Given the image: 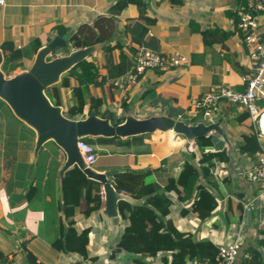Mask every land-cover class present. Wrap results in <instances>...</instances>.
<instances>
[{
  "label": "crops",
  "instance_id": "obj_1",
  "mask_svg": "<svg viewBox=\"0 0 264 264\" xmlns=\"http://www.w3.org/2000/svg\"><path fill=\"white\" fill-rule=\"evenodd\" d=\"M3 1L4 4L0 5V48L6 40L14 41L19 48L29 45L33 40H38L41 47L46 46L55 37H61L58 28L65 29L70 36L80 25L92 26L99 15H108L115 0ZM144 3L147 16L154 21L149 29V37L157 39L158 50L165 54H183L187 57L188 64L167 72L147 70L126 93L114 88L110 81L104 86L93 87L91 94L100 100L102 110H110L117 116L126 115L130 111L138 118L167 114L192 123L193 119L200 120V116L191 107L192 99L208 93L213 86H226L236 90L244 88L241 76L247 71L248 57L232 14L237 0H144ZM136 12L137 8L130 6L122 15L114 17V60L120 52L127 51L129 39L125 26L135 20ZM215 28L220 29L225 36L217 35L215 40L208 37L205 42V30ZM132 46L136 49L139 47L135 43ZM32 61L33 59L28 61L30 66ZM124 105L128 107L127 111L124 110ZM260 105L264 106V100ZM61 107L68 110L70 106L64 101ZM244 114L242 109L224 102L218 106L215 115V122H220L225 133L231 137L236 172L253 163L254 159V156H236L240 145L237 137L243 130L239 119ZM6 131L4 142L0 145V251L7 257L9 264H75L81 257L58 247L56 242L69 231L67 223L62 218L55 227L50 222V226L44 224L43 210L51 197L44 193L40 196L41 199L32 200L31 208L29 206L36 186H44L46 178L53 176L52 171L44 166L42 174L36 169L31 177L28 172L22 173L17 162V140L13 133L9 134L10 138L7 140ZM260 139L262 146L264 138ZM186 145L187 141L181 135L171 131H156L144 135L142 141L127 148H97L105 153L118 154L105 158L107 160L95 170L102 173L118 169L135 172L149 170L156 175V187L161 191L162 181L167 173L177 177L182 171L185 154H190L193 150L192 145L188 148ZM64 160L63 154L60 158L62 165ZM216 171L221 177L227 174L223 165L218 166ZM228 171L231 173L230 168ZM218 181L216 189L210 185L204 186L212 200L217 202L216 208L207 218L202 220L194 214L189 215L188 220L182 218L180 210L189 209L193 199L183 204L178 194L173 192L175 205L172 214L164 218L162 223L165 226L166 220H171L178 229L200 231L201 235L212 239L218 247L238 240L241 252H246L249 247L256 246L259 239L264 238V183H250L236 177L230 189L221 179ZM201 182L205 184L204 181ZM82 188L85 197L75 209L72 230L76 235L89 232L87 251L91 264H118L108 257L112 251L118 250L116 238L121 222L115 233L104 211V199L100 196V201L93 204L92 183L83 181ZM52 189L55 199H58L59 182ZM255 196L258 197V202L253 212L244 213L241 206ZM132 203L137 201L133 199ZM90 205L94 210L85 214L84 211ZM62 206V202L58 203L59 215L63 212ZM237 214L241 215L240 221ZM171 253L156 252L147 256L146 260L150 264H164L163 257L167 254L170 259ZM188 260L186 264L196 261L190 258ZM237 264H244L242 255Z\"/></svg>",
  "mask_w": 264,
  "mask_h": 264
},
{
  "label": "trees",
  "instance_id": "obj_2",
  "mask_svg": "<svg viewBox=\"0 0 264 264\" xmlns=\"http://www.w3.org/2000/svg\"><path fill=\"white\" fill-rule=\"evenodd\" d=\"M244 1L237 0L236 5H240ZM130 6L136 7L137 12L135 13V20L125 26L129 45L127 51L120 52L114 60L113 51L116 43V21L114 17L122 15ZM232 14L235 16L237 29L235 11H232ZM153 24L154 21L147 16L144 0H115L109 8L107 16L99 15L92 26L80 25L77 27L68 38V48L58 49L54 53V57L67 55L73 50L96 44L97 38H99L100 43H103L99 51L68 71L58 85L47 89L48 97L55 105L63 106L64 102L61 100L60 89L69 91V101H66L70 107L68 110H63V114L69 119L86 118L93 110L101 118H110L113 125L124 121L125 115L117 116L110 110H102L100 100L93 96L91 91L93 87L104 86L110 80L125 75L131 69L138 52V48L132 46L133 43L139 47L143 46L159 51L157 39L149 37V29ZM58 30L61 37L67 34L63 28H58ZM217 35L225 36L220 29H206L204 32L205 42L208 41V37L210 40H215ZM39 48H41V43L38 40H33L29 45L19 48L12 40L4 41L1 45L4 57L1 70L7 77H10L18 69H28L30 67L28 61L33 59ZM123 108L125 111L128 110L125 105ZM196 122L198 121L193 119L191 124ZM239 123L243 126V130L237 137L240 139V145L236 151V156L253 158L261 147L258 130L247 113L239 119ZM143 137L144 135L128 139L94 137L83 140L96 149L102 146L127 148L133 143L142 141ZM47 147H50L48 152L45 151ZM97 151L99 152L98 149ZM117 154L103 152L99 155L98 160ZM61 157H63L61 149L52 141L47 142L39 151L34 169L42 174L43 167H48V171H52L53 176L50 179L49 177L46 178L47 182L44 186H36L34 197L29 200V206L31 208L32 200L41 199L40 196H43L44 193L50 196V201L46 202V207L43 210L44 224L50 226V222L52 223L51 226L55 227L60 224L63 218L62 220L70 228L64 237L62 235L59 237L56 241L58 244H56L59 245L58 247H63L70 253L81 257L75 264H91L87 251L90 242L89 232L86 231L82 235H76L73 232L72 226L75 224L73 215L80 201L85 197L82 182L92 183L93 204L100 201L101 185L88 180L77 167H72L64 174L61 183H59V198L55 199L52 187H55L59 182L58 171L62 167ZM184 157L183 169L179 176L175 177L173 174L167 173L162 181L161 191L156 187L157 178L152 171L123 170L113 175L112 185L114 188L120 193L123 192L130 196L137 203L124 200L118 203L121 229L116 238L118 250L117 252L112 251L108 257L112 262H118V264H150L146 260L147 256L165 250L172 252L170 264H175L176 261L177 264H186L189 258L196 260L198 264L216 263L219 247L212 239L201 235L200 231L192 232L189 228L178 229L171 220H166L165 226L162 222L164 218L172 214V208L175 205L173 192L178 194V198L183 204H187L191 199L196 198L189 209L180 210L179 215L184 219L188 220V216L194 214L204 220L216 208L217 202L212 200L204 186L210 185L215 189L218 188L219 178L214 175L218 166L223 165L227 171L229 170L225 143L214 134L199 137L195 141L192 152L185 154ZM222 182L232 189L234 179L229 171L222 177ZM61 202L63 212L59 215L57 214V207L58 203ZM93 210L94 207L90 205L84 213L89 214ZM240 217L239 214V221ZM263 249L264 238H261L256 246L247 249L246 252L249 253L250 259L244 260V264H264ZM27 255L30 257L29 253ZM0 263L9 264L7 257L1 251Z\"/></svg>",
  "mask_w": 264,
  "mask_h": 264
},
{
  "label": "water",
  "instance_id": "obj_3",
  "mask_svg": "<svg viewBox=\"0 0 264 264\" xmlns=\"http://www.w3.org/2000/svg\"><path fill=\"white\" fill-rule=\"evenodd\" d=\"M68 38L67 34L55 37L46 46L38 49L28 69L10 77H7L1 70L4 57L0 48V100L6 103L20 122L35 133L34 162L37 161L41 148L47 142L52 141L65 156L64 163L58 173L59 183L70 168L77 167L88 180L101 185L104 195V211L115 233L118 232L121 222L118 203L123 200L132 203L133 200L130 196L120 193L112 185L113 175L123 169L102 173L88 167L78 147L80 139L94 137L128 139L156 131H171L186 139L187 148L190 145L193 148L197 138L214 134L225 143L231 175L234 180L236 179L234 147L220 122L191 124L167 114L138 118L129 111L125 115L124 121L113 125L110 118H101L93 110L83 119L67 118L63 114V108L51 101L46 90L58 85L68 71L94 55L103 46V43H100L97 38L96 44L92 46L54 57V53L58 49L68 48Z\"/></svg>",
  "mask_w": 264,
  "mask_h": 264
},
{
  "label": "built area",
  "instance_id": "obj_4",
  "mask_svg": "<svg viewBox=\"0 0 264 264\" xmlns=\"http://www.w3.org/2000/svg\"><path fill=\"white\" fill-rule=\"evenodd\" d=\"M3 4L4 1L0 0V5ZM234 11L239 37L248 57L247 71L241 76L244 88L236 90L226 86H213L208 93L192 99L190 104L195 114L200 116L198 122L205 124L215 122L216 110L221 103L232 104L247 113L256 126L259 137L264 138L261 127L264 106L260 105L264 100V0H245L236 5ZM186 64L188 59L183 54H165L140 46L131 69L125 75L110 80V83L114 88L126 93L147 70L167 72ZM78 147L85 163L92 168L99 157L97 149L83 139L79 140ZM214 175L222 181L217 171ZM237 177L250 183H264V145L255 153L253 163L237 170ZM100 196L104 199L102 190ZM195 199L193 198L192 205ZM257 202L258 197H252L241 209L244 213H251ZM240 255L245 261L250 259L248 252H241V243L238 240L220 245L215 264H237ZM193 264L198 263L194 261Z\"/></svg>",
  "mask_w": 264,
  "mask_h": 264
},
{
  "label": "rangeland",
  "instance_id": "obj_5",
  "mask_svg": "<svg viewBox=\"0 0 264 264\" xmlns=\"http://www.w3.org/2000/svg\"><path fill=\"white\" fill-rule=\"evenodd\" d=\"M20 72V70H16L11 74V76H15ZM60 95L61 100L69 101V92L66 90L63 92L62 89H60ZM66 101V103H67ZM68 104V103H67ZM76 110V109H75ZM11 120V121H10ZM7 129V131H6ZM5 131L7 135V140H9L10 133H13L15 135V140H17V162L19 166L21 167L22 173H29V177L32 176V173L34 172L35 162L33 161V150H34V143H35V133L33 130L28 128L25 124L20 122L17 118H14V114L12 113L11 109L4 103L2 100H0V145L4 142L5 137ZM50 147L46 148V152H48ZM103 152L99 151V155H101ZM99 158V157H98ZM107 157H102L100 160L96 161V163L93 165V169L99 168V164L104 163L107 159ZM228 173V171H227ZM159 252H165V251H159ZM172 258L169 259V256L166 254L162 261L164 264H170L167 263L168 261H171ZM177 264V261L176 263Z\"/></svg>",
  "mask_w": 264,
  "mask_h": 264
},
{
  "label": "bare ground",
  "instance_id": "obj_6",
  "mask_svg": "<svg viewBox=\"0 0 264 264\" xmlns=\"http://www.w3.org/2000/svg\"><path fill=\"white\" fill-rule=\"evenodd\" d=\"M261 127H262V130L264 131V116L262 117V120H261Z\"/></svg>",
  "mask_w": 264,
  "mask_h": 264
}]
</instances>
